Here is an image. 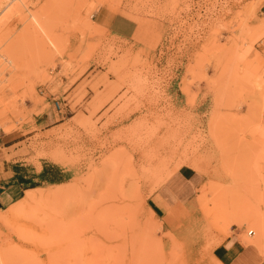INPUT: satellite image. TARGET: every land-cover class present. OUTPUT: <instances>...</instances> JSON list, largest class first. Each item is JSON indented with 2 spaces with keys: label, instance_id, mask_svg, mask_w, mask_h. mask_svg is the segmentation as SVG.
<instances>
[{
  "label": "rangeland",
  "instance_id": "1",
  "mask_svg": "<svg viewBox=\"0 0 264 264\" xmlns=\"http://www.w3.org/2000/svg\"><path fill=\"white\" fill-rule=\"evenodd\" d=\"M56 3L61 52L30 35L15 67L0 58V259L219 264L236 231L264 264V0ZM101 11L136 33L113 36ZM9 12L0 55L29 21L7 31ZM177 166L200 180L197 210L155 212Z\"/></svg>",
  "mask_w": 264,
  "mask_h": 264
},
{
  "label": "crops",
  "instance_id": "2",
  "mask_svg": "<svg viewBox=\"0 0 264 264\" xmlns=\"http://www.w3.org/2000/svg\"><path fill=\"white\" fill-rule=\"evenodd\" d=\"M95 22L113 36L130 39L136 33V24L124 16L105 17L104 11L95 16ZM162 185L151 198L155 212L183 210L191 214L197 210V188L200 180L191 171L182 168ZM241 232L233 231L212 251V258L219 264H259L255 248L242 241Z\"/></svg>",
  "mask_w": 264,
  "mask_h": 264
},
{
  "label": "bare ground",
  "instance_id": "3",
  "mask_svg": "<svg viewBox=\"0 0 264 264\" xmlns=\"http://www.w3.org/2000/svg\"><path fill=\"white\" fill-rule=\"evenodd\" d=\"M27 1L28 0H0V9H2L3 11H5V10L6 11H10L9 12V15H10L11 21L8 24H6L7 31H8V28L11 27L12 22L15 23L14 22L15 19L18 18V20L21 19L22 21H24V19L26 18V16H28V20H29V21H27L28 23H23L26 26L25 29L22 30L23 32L20 30V33L18 34V36H16L17 38L16 39H13V43H11L9 46L7 45V48L5 47V51H3V54L0 55V58L3 59L4 62L7 63L11 67H15L16 64H17V62L13 58H11L12 55L11 54H8V53H11L13 50H15L17 47H19L20 41H21V43H23L22 42V39L23 40L25 39L24 41H28L26 39L27 38H31L30 35H33L34 36V40L33 41H34L35 44L33 43V41L31 43H33L34 46L36 45V47L39 48V49H43L44 50V47L45 46L47 47V49H49L48 48V46H49L56 53H59V52H61L60 49L63 47L62 42H61L62 40L60 39V36H58V34H57V36L53 34L52 30L54 28L51 30L50 28H51V24L52 23H49V15L51 13H53V12H51V9H53L51 7L54 6V5L58 6L57 5L58 3H56V0H49L48 4L45 6L44 4H46V2H47L46 1L45 3H43V7L41 6L42 8L39 7L41 9L38 8V11L36 10V11L31 12V11H27V9H26L27 15H25L26 13L25 14L23 13V9H25V4H26ZM29 4H30V2H29ZM66 14H68V13H66ZM23 15H25L24 19H22L23 18ZM64 16H65V14H64ZM22 21H20V22H22ZM51 21H53V20H51ZM48 23H49L50 28L48 26ZM60 27H61V25H60ZM2 29H4V28H2ZM2 29L0 28L1 31H3ZM24 36H26L27 38L24 37ZM11 38H12V36H11ZM2 39L4 40L5 38L3 37ZM19 49H20V47L18 48V50ZM34 49H36V48H34ZM50 51L51 50L49 49L47 52H50ZM180 167L181 166H177L176 170L179 169ZM155 170H157V169L155 168ZM147 173H149V172L147 171ZM200 201H202V200H200ZM201 205H204V204H201ZM0 264H4V262H3L2 259H0Z\"/></svg>",
  "mask_w": 264,
  "mask_h": 264
},
{
  "label": "built area",
  "instance_id": "4",
  "mask_svg": "<svg viewBox=\"0 0 264 264\" xmlns=\"http://www.w3.org/2000/svg\"><path fill=\"white\" fill-rule=\"evenodd\" d=\"M55 108L59 111V112H61V106L59 105V103L58 102H56V104H55ZM251 235H253V232H249V234H248V236H251Z\"/></svg>",
  "mask_w": 264,
  "mask_h": 264
}]
</instances>
